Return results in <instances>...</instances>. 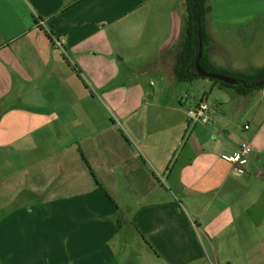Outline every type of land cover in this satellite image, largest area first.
Listing matches in <instances>:
<instances>
[{
    "label": "crops",
    "instance_id": "crops-1",
    "mask_svg": "<svg viewBox=\"0 0 264 264\" xmlns=\"http://www.w3.org/2000/svg\"><path fill=\"white\" fill-rule=\"evenodd\" d=\"M206 7L208 60L243 72L214 63L208 24L255 26L264 0ZM174 11L167 0H0V260L117 264L130 251L140 264H264V89L211 83L189 105L173 82ZM263 27L236 41L258 43ZM155 43L160 58L139 68L135 52ZM201 100L209 122L191 123ZM242 142L252 156L237 175L222 157Z\"/></svg>",
    "mask_w": 264,
    "mask_h": 264
},
{
    "label": "rangeland",
    "instance_id": "rangeland-1",
    "mask_svg": "<svg viewBox=\"0 0 264 264\" xmlns=\"http://www.w3.org/2000/svg\"><path fill=\"white\" fill-rule=\"evenodd\" d=\"M184 0H182V5L179 4L178 0H167V4L170 6H175V11L173 14V20L175 23L174 29L176 31V34H174L173 37V46L172 49L169 52H175L178 51L180 46L182 45L184 40V31H185V20H186V11L183 7ZM168 18V16H167ZM262 23H264V13L263 18L258 20L255 24V26H250L244 29H239L238 31L235 29H221L214 27L211 24H208L209 32L212 38L211 46H212V55L215 57L214 63L220 64L225 69H230L232 67H239L241 69L240 71L246 72L251 69H256L253 66L259 65L260 63H264V42H260L261 38H264V27L263 32L260 34V39L258 40V43H245V42H239L236 41L238 36H245L249 38L250 35L254 34V30L256 27H261ZM259 24H261L259 26ZM233 38L229 42H225L224 38ZM160 43L151 44V49L147 50L146 46H139V50L135 52V59L134 63L136 62L139 68L144 67V60L148 58V55H155L153 58L156 60V58H160L161 55H157V52L159 50ZM212 56V57H213ZM252 58H254L255 62H252ZM152 59V61H153ZM151 61V62H152ZM130 62V61H129ZM227 71V70H226ZM146 80L153 77V79L158 80L159 76H151L150 74L146 73L144 76H142ZM198 81L193 82H179V81H173L175 84V88L180 92L182 95H186L188 98V104L191 105L195 101L198 100V98L201 96L202 89L205 87L207 88L208 84H211L212 82L209 79H197ZM168 81V80H167ZM232 90V89H230ZM234 92V90H232ZM257 91L253 92V94H256ZM208 103V102H207ZM209 104V103H208ZM10 211V210H8ZM8 211H0V219L4 214H6ZM125 254V258L121 259L122 255ZM123 256V257H124ZM123 260V263L121 262ZM142 260L137 258L135 255L131 254L130 251L124 252V253H118L116 254V263L118 264H140ZM0 264H8L6 263V260H0Z\"/></svg>",
    "mask_w": 264,
    "mask_h": 264
},
{
    "label": "trees",
    "instance_id": "trees-1",
    "mask_svg": "<svg viewBox=\"0 0 264 264\" xmlns=\"http://www.w3.org/2000/svg\"><path fill=\"white\" fill-rule=\"evenodd\" d=\"M186 11L185 35L181 52L173 70V77L179 82H191L201 78L195 70V61L201 47L200 66L209 73H217L236 79L235 85L209 79L213 84L234 90L236 95L246 97L255 91L264 89V85H258L264 78V67L251 69L246 72L236 73L214 67L207 58L206 49L210 38L206 31L205 16L208 11L206 0H184Z\"/></svg>",
    "mask_w": 264,
    "mask_h": 264
},
{
    "label": "built area",
    "instance_id": "built-area-1",
    "mask_svg": "<svg viewBox=\"0 0 264 264\" xmlns=\"http://www.w3.org/2000/svg\"><path fill=\"white\" fill-rule=\"evenodd\" d=\"M52 44L66 56L63 41L51 36ZM210 106L206 100L199 101L193 108L187 111L188 120L191 123L207 124L209 122ZM248 127L245 126L244 129ZM252 148L249 143L242 142L236 150L230 154L223 155V159L230 163L237 175L246 173L247 166L251 160Z\"/></svg>",
    "mask_w": 264,
    "mask_h": 264
},
{
    "label": "water",
    "instance_id": "water-1",
    "mask_svg": "<svg viewBox=\"0 0 264 264\" xmlns=\"http://www.w3.org/2000/svg\"><path fill=\"white\" fill-rule=\"evenodd\" d=\"M201 47L199 48L198 54H197V59L195 61V70L196 73L201 77V78H206V79H213V80H217L220 82H223L225 84H229V85H235L237 83L236 79L230 77V76H226V75H222V74H217V73H209L206 72L205 70H203L200 66V58H201ZM258 85H264V78L259 82Z\"/></svg>",
    "mask_w": 264,
    "mask_h": 264
}]
</instances>
